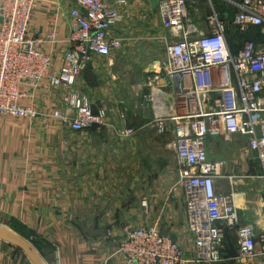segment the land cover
I'll return each instance as SVG.
<instances>
[{"label": "built area", "instance_id": "obj_1", "mask_svg": "<svg viewBox=\"0 0 264 264\" xmlns=\"http://www.w3.org/2000/svg\"><path fill=\"white\" fill-rule=\"evenodd\" d=\"M126 3L118 0L115 8L108 0H73L70 46L57 68L54 56L44 50L56 40L55 34L31 31L36 0H0V120L37 117L35 103L22 102L47 84L70 90L63 110L54 117L76 131L106 128V111L95 112L88 97L73 88L95 56L111 58L123 46L112 31L125 21L119 6ZM235 5L231 22L214 11L207 30H202L189 16V0L160 1L162 22L171 34L166 36L168 60L154 71L155 81L165 80L158 95L165 102H154V124L160 134L172 137L169 148L178 158L196 253L188 258L156 224L129 226L120 245L129 264H216L231 259L230 243L236 246V261L264 264V229L256 231L254 223L243 222L234 178L223 175L229 163L210 159L207 149L210 138H243L257 156L264 182V48L247 41L234 51L228 39L231 28L247 33L258 27L264 34V0H240ZM134 132L125 129L120 134L130 137ZM221 178L229 182L226 193L221 191ZM245 178L251 177L241 179Z\"/></svg>", "mask_w": 264, "mask_h": 264}, {"label": "rangeland", "instance_id": "obj_2", "mask_svg": "<svg viewBox=\"0 0 264 264\" xmlns=\"http://www.w3.org/2000/svg\"><path fill=\"white\" fill-rule=\"evenodd\" d=\"M239 1L189 0V16L202 30H207V19L214 11L223 20L231 22L237 11L235 3ZM162 25L160 22L155 27L163 30L164 35L170 36L171 31L163 25L164 29ZM230 33L232 47L240 46L247 41L255 42L254 40L264 43V37L258 36L256 30L244 35L231 28ZM168 38L172 40L171 37ZM155 50L153 54H144V63L167 59L165 42L158 45ZM75 88L76 86L73 89ZM52 89L47 85L43 96L39 95L44 92L40 88L31 91L29 97L24 99V105L35 103L39 111L37 117L9 116L12 118L8 124L9 129L20 132L21 174H28L29 171H33V174L39 173L41 168H37L35 162L42 163L48 158L68 160L70 164L75 165L71 167L72 175L64 176L57 186L70 192L86 190L101 193L99 208H96V205L93 208L88 204L92 203V198L69 197L63 200L67 207L75 205L78 210L80 208L83 210L82 213L85 211L82 208H86L87 213H92L87 225L93 222L96 215H99L101 225L107 219L116 220L117 223L123 222L126 224L125 228L156 224L162 233L172 237L182 246L188 258L194 259L196 251L187 225L185 198L179 184V168L175 155L168 147L170 136L158 132L149 114L142 121L144 128L135 129V133L130 137L108 133L106 129L72 130L53 116L54 112L63 110L65 95L70 90L60 92ZM8 142L11 147L9 137ZM207 149L210 159L225 160L229 163V168L224 169L223 175L233 176L236 193L242 195L243 192H247L242 203L240 197L236 196L240 215H243L241 207L250 206L247 211L264 216V208L257 203L258 200L264 201V182L259 177L261 168L256 154L247 149L246 140L237 136L210 138L207 141ZM86 172L90 175L84 178L79 176ZM243 177L251 178L241 179ZM219 184L222 193L228 192L229 182L226 178H221ZM255 223L261 225L258 221L254 222V225ZM0 224L25 237L41 254L43 253L42 255L49 251V248L37 239L36 232L28 230L12 215L0 214ZM257 228L256 231L259 230ZM0 244L9 243L0 239ZM12 248L15 255L24 257L26 264H32L23 251L15 246ZM216 264L253 263L226 259Z\"/></svg>", "mask_w": 264, "mask_h": 264}, {"label": "crops", "instance_id": "obj_3", "mask_svg": "<svg viewBox=\"0 0 264 264\" xmlns=\"http://www.w3.org/2000/svg\"><path fill=\"white\" fill-rule=\"evenodd\" d=\"M126 1L125 5L119 6L124 12L125 21L112 31L114 36L122 38L123 46L111 58L95 56L82 72L75 88L79 94L88 97L95 112L106 111L108 126L103 130L118 134L125 129H143L142 121L148 114L154 120V102L163 100L158 95L161 96V86L165 83V80H154V71L168 60L167 53L164 61L144 63V54H153L158 45L165 42L168 50L167 35L155 27L160 22L163 24L161 0ZM108 3L118 7V0H108ZM72 6L73 0H36L33 11L31 31L36 35L56 36V40L47 43L44 50L54 56L57 68L61 64L62 55L70 46L68 39L72 28ZM255 44L258 48H264V43L260 41ZM45 88L47 84H43L41 90L44 91ZM45 93L46 91L39 95L43 96ZM11 119L4 116L0 120V214L12 215L28 230L38 234L40 243L49 248L46 255H43L49 264H129L120 252L125 223L107 219L101 225L99 215H96L93 222L87 225L92 213H87L86 208H82L85 209L82 213L83 210H78L75 205H65L63 200L69 197H86L92 198V203L88 204L93 208L95 205L96 208L100 206L99 191L70 192L57 186L64 176L72 175L71 167L75 166L74 163L72 165L68 160L48 158L42 163L35 162L36 167L41 168L39 173L29 171L28 174H21V137L19 130L9 129ZM8 137L11 139V147ZM171 140L170 136V142ZM170 151L175 155L178 166L176 154L171 149ZM89 175L88 172L79 174L83 178ZM246 193L237 195L240 203ZM257 203L264 205L262 200ZM249 207H241L243 222L258 221L261 225L255 223L256 228L264 229V216L260 213L252 214L247 211ZM185 215L187 218L186 212ZM95 219L98 221V229L107 228L103 235L89 234ZM232 235V240H236L235 234ZM12 247L10 244H0V264H26L24 257L15 255Z\"/></svg>", "mask_w": 264, "mask_h": 264}, {"label": "water", "instance_id": "obj_4", "mask_svg": "<svg viewBox=\"0 0 264 264\" xmlns=\"http://www.w3.org/2000/svg\"><path fill=\"white\" fill-rule=\"evenodd\" d=\"M97 226L98 221L97 219H95V222L89 229L90 235L100 236L106 232V227L103 229H98ZM0 239L23 251L32 264H49L48 261L43 257V255L39 252V250L30 241H28L25 237H23L10 227L3 224H0ZM228 257H238L237 250L232 243H230V248L228 249Z\"/></svg>", "mask_w": 264, "mask_h": 264}, {"label": "trees", "instance_id": "obj_5", "mask_svg": "<svg viewBox=\"0 0 264 264\" xmlns=\"http://www.w3.org/2000/svg\"><path fill=\"white\" fill-rule=\"evenodd\" d=\"M236 30H237V29H236ZM254 30H256V31L258 32V33H257L258 36H262V37H264V34L262 33L261 29L258 28V27L253 28V29L250 30L249 32H252V31H254ZM237 31H238V30H237ZM238 32H239V31H238ZM249 32H247V33H241V32H239V33L245 35V34H248ZM230 35H231V34H230ZM228 39H229V43H230V37H229ZM254 41L256 42V40H254ZM230 44H231V43H230ZM243 45H244V44H242V45H240V46H237V47L233 45L232 48H233L234 51H237V50L241 49V48L243 47ZM231 46H232V45H231ZM230 258H231V257H230ZM230 260H232V259H230Z\"/></svg>", "mask_w": 264, "mask_h": 264}, {"label": "bare ground", "instance_id": "obj_6", "mask_svg": "<svg viewBox=\"0 0 264 264\" xmlns=\"http://www.w3.org/2000/svg\"><path fill=\"white\" fill-rule=\"evenodd\" d=\"M238 195V194H237Z\"/></svg>", "mask_w": 264, "mask_h": 264}]
</instances>
